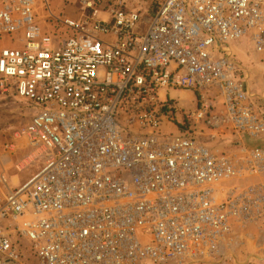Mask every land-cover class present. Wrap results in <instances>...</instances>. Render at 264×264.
Wrapping results in <instances>:
<instances>
[{"label": "built area", "instance_id": "2783aa9c", "mask_svg": "<svg viewBox=\"0 0 264 264\" xmlns=\"http://www.w3.org/2000/svg\"><path fill=\"white\" fill-rule=\"evenodd\" d=\"M40 6L0 0V37L20 36L0 50V94L30 109L0 153L26 151L17 173L41 160L16 187L0 176V264H27L18 239L38 264L225 262L239 231L264 228V96L224 46L247 42L264 67V0H152L149 16L87 3L48 29ZM170 91L196 102L183 122L229 145L161 133Z\"/></svg>", "mask_w": 264, "mask_h": 264}, {"label": "rangeland", "instance_id": "374dc122", "mask_svg": "<svg viewBox=\"0 0 264 264\" xmlns=\"http://www.w3.org/2000/svg\"><path fill=\"white\" fill-rule=\"evenodd\" d=\"M123 3L126 7L140 9L149 16L152 11V0H46V6H40L39 19L40 24L45 29H48L51 24V17L53 18H67L71 20H80V18L87 16L88 12L85 5L91 3L95 10L99 12H107L113 8L117 2ZM102 17H106L100 14ZM16 38V36H15ZM18 36L14 41L9 36L0 37V50L4 48L15 47L19 43ZM15 42L12 44L11 42ZM235 52L236 60L239 61L250 73L251 87L262 84V61L261 56L256 55L251 46L247 42H239L224 45ZM174 97V101L170 103L172 110L169 116L165 118L161 125V133H178L188 132L197 140L206 144L209 150L219 149L224 150L229 145L232 139L229 130L218 128L210 131L203 123L194 124L183 122V114H187L194 110L196 102L190 92L176 91L169 93ZM208 101L213 104L218 103L213 91L206 94ZM221 107L217 106L213 111L220 113ZM29 106L17 99L13 94H0V145L10 144L12 134L17 129L23 127L27 123V116L29 114ZM120 121V120H118ZM177 122H181L178 124ZM133 131L140 132L137 127L131 128ZM216 135L211 138L210 135ZM124 136V134H122ZM248 146L252 142L244 140ZM254 145L264 147V140L253 142ZM27 155L19 146H16L14 153H0V176L4 174L9 178V185L16 187L22 183L27 177L33 176L41 166V160L35 162L23 172L17 173L13 167L23 161ZM15 184V185H14ZM2 194L0 191V199ZM19 249L24 261L27 264H38L35 255L31 253L29 243L18 239ZM219 264H264V228L250 227L246 230L239 231L234 239L233 254L227 256V260Z\"/></svg>", "mask_w": 264, "mask_h": 264}, {"label": "crops", "instance_id": "0c3cea01", "mask_svg": "<svg viewBox=\"0 0 264 264\" xmlns=\"http://www.w3.org/2000/svg\"><path fill=\"white\" fill-rule=\"evenodd\" d=\"M252 90L257 94V95H259V96H264V88H262L261 87V85L259 84V85H257L256 84V86L254 87V88H252ZM261 105H264V100H262L261 102ZM218 104V103H217ZM28 180V178L27 177H25V179L22 181V183H25L26 181ZM21 183V184H22ZM15 185V184H14Z\"/></svg>", "mask_w": 264, "mask_h": 264}]
</instances>
